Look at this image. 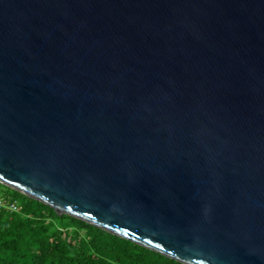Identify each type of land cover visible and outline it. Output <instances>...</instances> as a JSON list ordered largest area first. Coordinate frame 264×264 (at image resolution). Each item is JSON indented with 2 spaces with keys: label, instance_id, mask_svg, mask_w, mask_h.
<instances>
[{
  "label": "water",
  "instance_id": "water-1",
  "mask_svg": "<svg viewBox=\"0 0 264 264\" xmlns=\"http://www.w3.org/2000/svg\"><path fill=\"white\" fill-rule=\"evenodd\" d=\"M0 183L184 264H264V0H0Z\"/></svg>",
  "mask_w": 264,
  "mask_h": 264
},
{
  "label": "trees",
  "instance_id": "trees-1",
  "mask_svg": "<svg viewBox=\"0 0 264 264\" xmlns=\"http://www.w3.org/2000/svg\"><path fill=\"white\" fill-rule=\"evenodd\" d=\"M0 264H184L0 183Z\"/></svg>",
  "mask_w": 264,
  "mask_h": 264
},
{
  "label": "built area",
  "instance_id": "built-area-1",
  "mask_svg": "<svg viewBox=\"0 0 264 264\" xmlns=\"http://www.w3.org/2000/svg\"><path fill=\"white\" fill-rule=\"evenodd\" d=\"M0 209L15 212L17 211V202L15 200H7L0 196Z\"/></svg>",
  "mask_w": 264,
  "mask_h": 264
}]
</instances>
